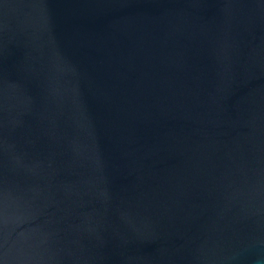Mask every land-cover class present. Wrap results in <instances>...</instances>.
I'll use <instances>...</instances> for the list:
<instances>
[{"label": "water", "instance_id": "obj_1", "mask_svg": "<svg viewBox=\"0 0 264 264\" xmlns=\"http://www.w3.org/2000/svg\"><path fill=\"white\" fill-rule=\"evenodd\" d=\"M0 264H264V0H0Z\"/></svg>", "mask_w": 264, "mask_h": 264}]
</instances>
